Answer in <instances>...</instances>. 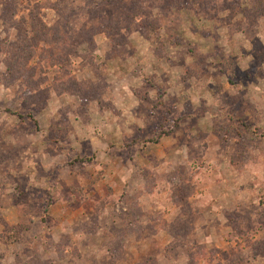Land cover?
Listing matches in <instances>:
<instances>
[{
	"label": "rangeland",
	"instance_id": "374dc122",
	"mask_svg": "<svg viewBox=\"0 0 264 264\" xmlns=\"http://www.w3.org/2000/svg\"><path fill=\"white\" fill-rule=\"evenodd\" d=\"M0 264H264V0H0Z\"/></svg>",
	"mask_w": 264,
	"mask_h": 264
}]
</instances>
